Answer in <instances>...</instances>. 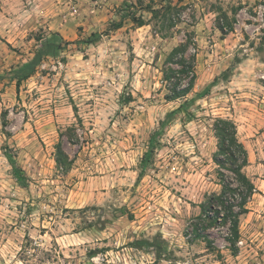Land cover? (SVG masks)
I'll return each instance as SVG.
<instances>
[{"label": "rangeland", "instance_id": "rangeland-1", "mask_svg": "<svg viewBox=\"0 0 264 264\" xmlns=\"http://www.w3.org/2000/svg\"><path fill=\"white\" fill-rule=\"evenodd\" d=\"M123 1L0 0V264H264V0H183L191 5L166 38L129 18L111 29ZM235 7L222 35L216 10ZM189 30L197 77L179 108L184 99H164L161 70ZM53 32L73 43L16 89L11 68L33 55L37 34ZM92 33L101 36L88 44ZM217 117L235 121L256 188L235 254L224 226L208 230L213 248L184 236L220 191Z\"/></svg>", "mask_w": 264, "mask_h": 264}, {"label": "trees", "instance_id": "trees-1", "mask_svg": "<svg viewBox=\"0 0 264 264\" xmlns=\"http://www.w3.org/2000/svg\"><path fill=\"white\" fill-rule=\"evenodd\" d=\"M137 3L138 9L145 10L150 14L147 20L143 14H137V8L135 9ZM190 5L183 0H148L145 4L144 0H136V2L125 0L120 7V19L114 23L111 29H118L122 26L123 20L129 18L137 27L152 24L154 31L161 37H170V30L183 21L182 13ZM237 10L238 7L232 8L230 10L231 16L222 8L216 10L215 25L222 35L233 31ZM100 36L98 33H92L85 41L92 44L99 40ZM35 40L37 46L33 55L26 62L14 66L10 70L9 78L11 81L15 80L16 89L19 88L21 81L34 73L45 57L54 56L73 43L64 41L57 32L46 36L37 34ZM196 53L197 43L194 38V31L189 30L185 32L182 41L171 48L163 63L162 83L166 89L164 99L167 101L184 99L179 108L188 107L193 101L191 98L188 99L187 95L193 90L197 77L195 71ZM165 122V120H161L160 128L150 134V146L154 143L157 135L163 131ZM212 128L217 140L212 159L216 165L220 191L204 197L199 204V214L188 222L184 236L190 243L201 240L206 243L207 248H213V241L209 237L208 230L219 225L224 226L227 229L225 236L228 243L227 247L232 254H235L237 251L236 244L240 237L239 219L242 214L248 212L247 204L256 188L244 171L248 165V155L246 148L238 138L235 121L228 117H217L213 120ZM150 151L151 148L145 152L144 159L149 157ZM6 157L12 165L14 178L20 185L24 186L26 176L12 155L6 154ZM55 161L58 166L65 169L70 164V160L66 159L59 145L57 146Z\"/></svg>", "mask_w": 264, "mask_h": 264}]
</instances>
